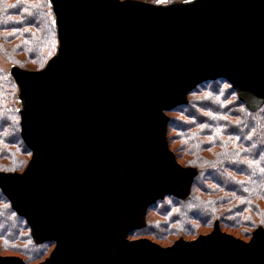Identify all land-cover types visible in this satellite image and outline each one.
<instances>
[{
    "label": "water",
    "instance_id": "95a60500",
    "mask_svg": "<svg viewBox=\"0 0 264 264\" xmlns=\"http://www.w3.org/2000/svg\"><path fill=\"white\" fill-rule=\"evenodd\" d=\"M48 1L55 55L10 71L31 158L22 173L0 171L33 242L54 243L38 264H264L263 228L249 241L217 222L168 247L128 238L157 201L187 200L197 175L169 148L166 112L219 79L248 110L264 105V0Z\"/></svg>",
    "mask_w": 264,
    "mask_h": 264
},
{
    "label": "trees",
    "instance_id": "16d2710c",
    "mask_svg": "<svg viewBox=\"0 0 264 264\" xmlns=\"http://www.w3.org/2000/svg\"><path fill=\"white\" fill-rule=\"evenodd\" d=\"M185 1L175 0L170 4ZM57 46L48 0H0V51L11 57L12 67L42 69L55 55ZM14 51L24 53L26 59L16 60ZM2 80L4 77L0 74V171L13 173L20 167L15 153L26 154L29 149L21 138L18 87L12 76ZM219 82L227 87L222 88ZM202 94L206 97L195 101L188 98L187 104L171 111L185 120L176 117L169 118L168 122V129L178 131L176 139L189 143L194 153L191 167L197 175L190 195L185 201L168 196L169 202L157 201L149 209L154 208L157 215L165 217L162 223L165 227L176 224L169 228V233L181 232L182 237L194 234L193 222L204 227L212 220L224 229H235L237 223L249 225L253 231L264 229V105L256 111L248 110L223 79L202 83L189 96ZM196 148L198 153L194 152ZM7 157L11 158L10 164H1ZM200 193L208 198L203 199ZM24 222L0 191V238L9 244L28 241L25 250L16 246L12 249L25 256L26 250L39 248V252L42 246L32 244L30 231L27 236L20 235L21 231L29 230ZM134 232L155 237L150 227L131 234Z\"/></svg>",
    "mask_w": 264,
    "mask_h": 264
},
{
    "label": "rangeland",
    "instance_id": "374dc122",
    "mask_svg": "<svg viewBox=\"0 0 264 264\" xmlns=\"http://www.w3.org/2000/svg\"><path fill=\"white\" fill-rule=\"evenodd\" d=\"M136 1L149 3V4H153V5H167V4H170L171 2H174L175 0H136ZM189 1H192V0H186L185 2H189ZM47 11H48L47 13H49V15H50L51 14L50 11L49 10H47ZM50 18H51V15H50ZM12 55H14L13 57H15L16 60L26 59V55L24 53L18 54L14 51L12 53ZM9 58H11V57L9 56ZM9 58L7 56H5V53H2L0 51V74L4 77V80H2V82L5 80H9V78L11 77L10 71H11V67H12L11 64L12 63L9 61ZM26 67L28 69H34V70H27V71H38L32 66H26ZM22 70H26V69H22ZM211 82H214V81H211ZM219 83H221V82H219ZM221 84H222V88L227 87V85L225 83H221ZM15 92H16V90H15ZM204 95L205 94H202L199 96L194 95V96H191V98H190V96L188 94L187 101H188V98L195 101L196 98L199 99L202 97H206ZM20 108H21V106L19 103L18 109H20ZM171 111L166 112V115L169 118L172 119V118H176V117H181L184 120L186 119L183 116H181V115L178 116V114H174ZM173 127H175V126L173 125ZM177 136H178V131L173 130L172 127H170V129H168V126H167V139H168V145H169L170 150L174 153L176 160L178 161V163L182 167L192 168L191 167L192 160L194 159V153H192V151H191L192 147L190 146L189 143H185L184 141L177 140L176 139ZM204 140L208 141L209 139L205 138ZM213 151H215V150H213ZM194 152L198 153L199 150L196 148L194 150ZM188 153H189V155H188ZM208 153H210V152H208ZM15 158L17 159V161H20V167L16 171V173H22L24 171V169L26 168L28 162L30 161L31 153L29 151L26 154H22V153H19V151H18L15 153ZM10 160H11V158L7 157L4 160H2L1 164L9 165ZM200 196L203 199L208 198L207 195H204L202 193H200ZM161 201L169 202V198L165 197ZM159 209H160V207H158V210ZM230 219L234 220V216H231ZM145 220H146V225L144 228L146 230L147 229L149 230V227H150L153 230L155 237L148 236L149 235L148 233H146V234L137 233L136 234L134 232L133 234L129 235L128 238L130 240L146 238V239L151 240L154 243H157L158 245H160L162 247L171 246L175 241H177L179 239H183L185 241H191V240L196 239L198 236L209 234L213 230V227L215 224V223H213V220H212L209 222L208 225H206L204 227H200V226H198L199 225L198 222H193V225L196 227L194 229V234L191 236H183L182 237L180 234L181 232H179L178 235H173V234L169 233L170 232L169 228L172 229L173 227L176 226V224H171L170 226L165 227L164 224H162L163 222L166 221L165 217H161V216L157 215L156 210L154 208L147 210ZM234 222H236V221H234ZM217 223H218L220 230L223 233L232 235L233 237L238 238L242 241H249V239L253 233V228L248 227L249 225L248 226H240V224L237 223V224H235V226H237L235 229H224L223 227H221L219 222H217ZM24 224L26 226L25 222H24ZM140 230H142V229H140ZM140 230H135V231L138 232ZM27 231H25V230L21 231L20 235L21 236H27V233H29V230H27ZM28 243H29L28 241L22 240V242L20 241V242L14 243V244H9L0 238V256L20 257L24 261L25 264H38V263L42 262L45 258H47L54 248V243H52V242H46V244L44 243V244H38L37 245L32 241L33 245L38 246V247L42 246V248L40 249L39 252L37 251V250H39V248L38 249L32 248V249H30V251L26 250L27 254L24 256L18 252L12 251L13 247H15V246H16L15 248H17V249L25 250L27 248Z\"/></svg>",
    "mask_w": 264,
    "mask_h": 264
}]
</instances>
